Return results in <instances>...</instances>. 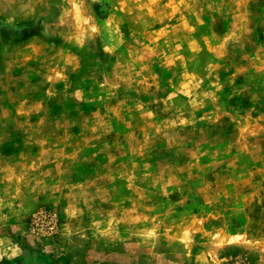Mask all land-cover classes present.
Listing matches in <instances>:
<instances>
[{"label": "rangeland", "instance_id": "1", "mask_svg": "<svg viewBox=\"0 0 264 264\" xmlns=\"http://www.w3.org/2000/svg\"><path fill=\"white\" fill-rule=\"evenodd\" d=\"M0 264H264V0H0Z\"/></svg>", "mask_w": 264, "mask_h": 264}]
</instances>
